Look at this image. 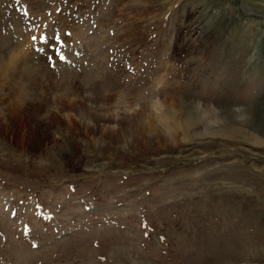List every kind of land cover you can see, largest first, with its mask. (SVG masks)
Returning a JSON list of instances; mask_svg holds the SVG:
<instances>
[{
  "label": "rangeland",
  "instance_id": "374dc122",
  "mask_svg": "<svg viewBox=\"0 0 264 264\" xmlns=\"http://www.w3.org/2000/svg\"><path fill=\"white\" fill-rule=\"evenodd\" d=\"M0 39V264H264V0H0Z\"/></svg>",
  "mask_w": 264,
  "mask_h": 264
},
{
  "label": "bare ground",
  "instance_id": "6f19581e",
  "mask_svg": "<svg viewBox=\"0 0 264 264\" xmlns=\"http://www.w3.org/2000/svg\"><path fill=\"white\" fill-rule=\"evenodd\" d=\"M41 2V1H40ZM52 2V1H51ZM38 4V3H37ZM130 13V12H129ZM86 21V20H85ZM96 21H97V19H96ZM1 36H2V34H1ZM7 36V35H6ZM5 36V37H6ZM10 36V35H9ZM12 37V36H11ZM4 39V38H3ZM5 40V39H4ZM0 42H1V47H3L4 49H7V51H8V55H7V63L6 62H4V63H6L7 65H8V63L11 65V64H15L16 62H18L19 61V68L13 73V78H17V80L18 79H20V78H18L20 75L22 76V75H24L25 76V78L27 79V80H32V74H33V78H35L34 76H35V72L34 71H36L35 69H33L34 67L29 63V61H28V56H26V54H25V56L23 55V56H21L23 53H21V52H18V51H16V48H15V50L13 49L14 47H11V44L10 43H8L7 41H3L2 39H0ZM13 45V44H12ZM196 45V44H195ZM18 46H20V45H18ZM0 47V48H1ZM26 51V50H25ZM21 53V54H20ZM29 53V52H28ZM28 55V54H27ZM35 56V55H34ZM36 58H38V57H36ZM5 59V58H4ZM1 60V59H0ZM4 63H2V64H4ZM4 66V65H3ZM18 66V65H17ZM16 66V67H17ZM0 67H1V65H0ZM5 67V66H4ZM4 67H2V68H4ZM8 67V66H7ZM12 67H14V66H12ZM37 67V66H36ZM39 67H41V66H39ZM1 68V69H2ZM11 68V67H10ZM0 69V70H1ZM3 70V69H2ZM1 70V71H2ZM6 70H8V69H6ZM12 70V69H11ZM51 70V69H50ZM5 71V70H4ZM37 71H39V70H37ZM41 71V70H40ZM44 71L45 70H43L42 72L44 73ZM9 72V71H8ZM8 72L6 73V74H8ZM34 72V73H33ZM2 73H3V71H2ZM1 73V74H2ZM151 73V72H150ZM0 74V75H1ZM5 74V73H4ZM38 74H39V72H38ZM42 74V73H41ZM3 75V74H2ZM43 75V74H42ZM4 76V75H3ZM6 76V75H5ZM9 76H10V72H9ZM8 76V77H9ZM36 76H37V74H36ZM44 76V75H43ZM154 76V75H153ZM7 77V76H6ZM7 77V78H8ZM45 77V76H44ZM1 78V77H0ZM10 78V77H9ZM12 78V80H14ZM22 78V77H21ZM24 78V79H25ZM41 78V77H40ZM43 78V77H42ZM25 79V80H26ZM46 79H48L47 77H46ZM6 81L8 80V79H5ZM16 80V79H15ZM35 80V79H34ZM43 80V79H42ZM9 81H11V78H10V80ZM18 81H20V80H18ZM33 81V80H32ZM31 81V82H32ZM37 81V80H36ZM41 81V80H40ZM8 82V81H7ZM13 82V81H12ZM15 82V81H14ZM30 81H28V83H29ZM30 82V83H31ZM34 82V81H33ZM38 82H39V79H38ZM18 83V82H17ZM1 84V83H0ZM3 84V83H2ZM13 84H15V83H13ZM27 84V83H26ZM35 84V82L33 83V85ZM161 84V83H160ZM7 85V84H6ZM17 85H20V84H17ZM10 86H12V85H10ZM21 86H23L22 84H21ZM26 86V85H25ZM50 86V85H49ZM55 86V85H54ZM66 86V85H65ZM2 87V86H1ZM29 87V86H28ZM47 87V86H46ZM58 87V86H57ZM3 88V87H2ZM15 89H16V95L18 94V99H16V101L15 102H13V103H17L19 106H21V107H24V104L27 102V98H29L28 97V93L22 88V87H18V88H16V87H14ZM50 88V87H49ZM45 91V90H44ZM20 95V96H19ZM30 99H32V98H30ZM29 99V100H30ZM22 102L24 103L23 105H22ZM55 103V102H54ZM130 103V102H129ZM14 104V105H15ZM17 105V106H18ZM13 106V105H12ZM43 106V105H42ZM156 106V105H155ZM16 107V106H15ZM14 107V108H15ZM157 107H159V106H157ZM261 110H260V116L261 115H264V108H260ZM25 110V109H24ZM32 111V110H31ZM58 111V110H57ZM29 112V111H28ZM31 113V112H30ZM28 115V114H27ZM261 117H263V116H261ZM24 118H25V116H24ZM27 119V118H26ZM50 120V119H49ZM263 120V119H262ZM263 122V121H262ZM47 125V124H46ZM264 147V146H263Z\"/></svg>",
  "mask_w": 264,
  "mask_h": 264
},
{
  "label": "snow or ice",
  "instance_id": "6c2138e0",
  "mask_svg": "<svg viewBox=\"0 0 264 264\" xmlns=\"http://www.w3.org/2000/svg\"><path fill=\"white\" fill-rule=\"evenodd\" d=\"M17 2H19V0H17ZM31 39L33 42H35L38 39V37L32 36ZM39 39H41L44 42H47V40H48V38L46 36H41V37H39ZM56 39L59 40V37H56ZM59 59L64 60V59H66V57L63 56L62 54H59ZM25 232L27 234V228L25 229ZM33 246L35 247L36 245L34 244Z\"/></svg>",
  "mask_w": 264,
  "mask_h": 264
}]
</instances>
